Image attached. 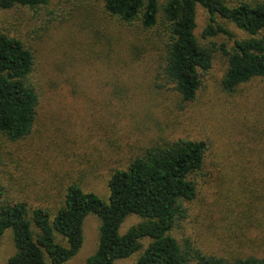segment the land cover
I'll return each mask as SVG.
<instances>
[{
    "label": "rangeland",
    "instance_id": "374dc122",
    "mask_svg": "<svg viewBox=\"0 0 264 264\" xmlns=\"http://www.w3.org/2000/svg\"><path fill=\"white\" fill-rule=\"evenodd\" d=\"M208 17L199 5L195 34L212 49L213 67L203 75L196 98L184 101L162 76L168 37L162 19L152 29L130 26L107 14L103 0H48L37 8L0 10V33L34 50L31 82L40 96L30 135L12 141L0 134L4 199L54 213L71 183L107 199L114 169H126L143 147L177 138L207 140L212 174L172 235L208 255L234 259L263 253L264 176L239 154L257 143L264 126V80L232 92L223 88L228 62L221 47L232 50L235 38L223 33L204 38ZM219 20L237 38L248 37ZM141 220L127 217L120 232ZM100 224L98 216H87L83 246L65 264H85L97 249ZM143 242L146 246L149 239ZM14 252L9 231L0 245V264H9ZM139 256L115 264H136Z\"/></svg>",
    "mask_w": 264,
    "mask_h": 264
},
{
    "label": "trees",
    "instance_id": "16d2710c",
    "mask_svg": "<svg viewBox=\"0 0 264 264\" xmlns=\"http://www.w3.org/2000/svg\"><path fill=\"white\" fill-rule=\"evenodd\" d=\"M47 3L0 0V10ZM199 5L209 15L204 38L220 33L235 38L232 50L221 47L228 62L223 88L232 92L252 80H264V0H242L234 5L228 0H168L162 5L159 0H103L107 14L130 26L152 29L162 19L168 35L162 76L184 101L196 98L203 75L213 67L212 49L202 46L195 34ZM220 18L248 37L237 38ZM35 59L30 44L0 33V134L12 141L30 135L38 118L40 96L31 82ZM210 151L207 140L187 138L145 146L126 169H114L107 199L71 183L64 203L54 213L46 206L4 199L0 178V245L9 231L15 245L9 264H65L83 246L84 224L90 214L98 216L101 224L97 249L85 264H115L137 252L136 264H264V251L229 259L202 253L188 244L184 247L172 235L187 215L188 203L197 198L202 181L212 174ZM239 155L264 176V126L257 143ZM131 215L142 220L122 234L121 225ZM144 239H149L146 246Z\"/></svg>",
    "mask_w": 264,
    "mask_h": 264
}]
</instances>
